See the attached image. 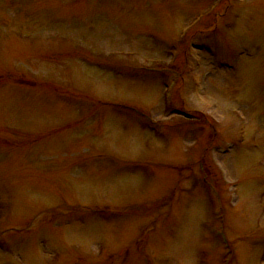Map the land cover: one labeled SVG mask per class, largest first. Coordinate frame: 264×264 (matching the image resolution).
Returning a JSON list of instances; mask_svg holds the SVG:
<instances>
[{"label": "rangeland", "instance_id": "obj_1", "mask_svg": "<svg viewBox=\"0 0 264 264\" xmlns=\"http://www.w3.org/2000/svg\"><path fill=\"white\" fill-rule=\"evenodd\" d=\"M0 264H264V0H0Z\"/></svg>", "mask_w": 264, "mask_h": 264}]
</instances>
